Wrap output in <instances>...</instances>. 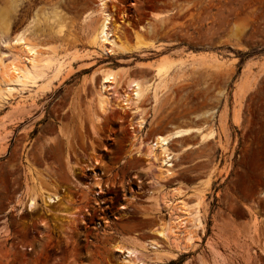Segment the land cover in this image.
Wrapping results in <instances>:
<instances>
[{"label": "rangeland", "instance_id": "rangeland-1", "mask_svg": "<svg viewBox=\"0 0 264 264\" xmlns=\"http://www.w3.org/2000/svg\"><path fill=\"white\" fill-rule=\"evenodd\" d=\"M95 9L96 0H0L7 60L25 49L30 68L32 43L37 63L51 56L35 81L0 80V264H126L116 247L132 239L147 264H264V0L112 1L129 48L112 53L84 34ZM137 36L165 46L136 48ZM162 58L172 66L160 78ZM105 68L124 72L102 87ZM132 79L151 88L131 109ZM180 127L216 134L173 138L174 172L159 175L163 154L148 147ZM34 175L61 199L21 207ZM182 200L200 201L198 229Z\"/></svg>", "mask_w": 264, "mask_h": 264}, {"label": "bare ground", "instance_id": "bare-ground-1", "mask_svg": "<svg viewBox=\"0 0 264 264\" xmlns=\"http://www.w3.org/2000/svg\"><path fill=\"white\" fill-rule=\"evenodd\" d=\"M112 1H115V0H96L95 14L97 16L93 17V19L96 17H97V19L90 20L91 19L90 18L91 13H88V15L83 20L85 23L88 21L85 29H83V30H84V34L89 35L92 42H94L95 44H98L101 48L108 49L110 52L113 50H118L117 52H119V51L124 52L125 50H127L128 47L126 44H124L125 42H122V38H121L122 25L118 22H115V18L113 16V13H112V11L109 10L110 2H112ZM154 15L156 17H160V16H163L164 14L155 12ZM83 27H84V25H83ZM23 39H24V35L21 33L17 34L15 37L12 38V40H17V41H20ZM143 40L144 39L137 36L136 41H134L135 47L136 48H142V47L152 46L156 50H161L165 46L162 43L153 44L152 42H147V41H145V40L143 41ZM2 42L7 43V40H2ZM37 47H38V44L32 43L28 46V49H27L28 51H26L28 54H32L31 55L32 56V58H31L32 63L30 64V68H28L27 65L23 64V59H24L23 55L25 54L24 53L25 49L17 50L16 51L17 53L15 52L16 55H14L15 57L13 56L14 59L13 60L9 59L10 61L7 60V52L1 51L0 52V80L2 78L3 80L9 79V80H18V81H23V82H29V81H35L36 78L40 77L41 69L44 66L49 67L51 65L50 59L48 60V58H51V56H49L48 58L46 57L45 58V60L47 59L46 61L44 60V58L42 56L39 59V63H37L38 61L36 62V60L38 58V54L35 55L36 53H38ZM27 53H26V55H27ZM42 61H44V62H42ZM41 63L43 64V66L42 67L40 66L41 67V69H40L39 65ZM61 64H63V63H61ZM153 65H154V68L156 70V74L160 78L161 77L163 78L168 74L169 69L172 66V63H169L165 59L162 58V59L158 60L157 62L153 63ZM62 68H63V66H61L58 71H61ZM119 69L105 68L104 70H102L103 78H104L103 82H102V87L105 86L104 82L110 81L111 83H113V82L117 81L118 75H120V71H121V73H122V71L124 72V69H121V70H119ZM42 73H43V71H42ZM129 82H130V84L133 83V85L136 86L135 87L136 89L134 88V90H135L134 93L126 94L124 101H125L126 106L128 108L132 109L138 105V102L141 99V97L143 96V94L151 88V84H147L146 86L145 85L142 86L141 83H139V81L137 82L134 79H132ZM158 85H156V87L154 89L155 94H157L156 91L158 90ZM96 97H97V103L99 105L98 108L100 110H102L103 112L106 111V109L108 107V98L103 93L102 89H101V91L100 90L97 91ZM137 108H135V111H138ZM143 121H144L143 118H139V120L137 122V124H138L137 126H142ZM195 131L200 133V141L212 139L216 134L214 129H207L205 127H180V128H177L168 134L156 136V138L153 140L152 144L149 145L148 149L153 150V149L159 148L161 150V153L163 154L162 159H161V163H160V168H159L161 173H158L159 175L163 173L166 176V175H170L174 172V168H175L174 161L177 158L179 152H176L170 148L169 144H170L171 140L175 137H182L185 135H189ZM191 147H192V145L188 144V145L183 147V150L189 149ZM149 153H150V151H149ZM147 155L150 156V158H152L150 154H147ZM153 157H155V155H153ZM156 159H159V158L156 157L155 161H156ZM151 161H150V164L152 163ZM151 165H153V163ZM30 172H31V170H30ZM35 175H37V174H35ZM35 175L31 176L32 178L34 177L32 179L33 185L31 184L29 187H27L28 190H27L26 195L24 197V201L19 203V205L21 207L26 206V207H28L29 210H34L35 208H37L39 206V201H38L39 199L43 200V203L46 205V207L49 206L50 204L54 203V202H58L61 199L60 195L55 194V193H51V192H49V189L48 190L45 189L46 187L45 188L43 187L44 184L41 183V181L39 182V179H40L39 174L37 175V176H39V179L35 178ZM42 182H45V181H43V179H42ZM180 193H182L181 189H175L174 195L180 194ZM181 202L183 204L182 208L185 211H187V213L190 216H192V219L195 220V226L198 229L202 225V220H201V217L199 214V208H198L200 201L197 200L194 203H190V202H187L185 200H182ZM171 228H173V226H171L170 222L169 223L168 222L167 223H161V226L158 229V233L161 236L166 237L167 235H169L168 232L171 230ZM197 229L189 232L187 242L185 244H183L181 242H177L173 246V249L177 252L180 249H183L186 246L191 245L196 240V236L198 235ZM150 244H152L155 247L157 246V243H155V242H150ZM116 249L119 250L122 261L126 264H147L146 259L148 258V254H146L147 253L146 246L140 244L139 242H137L133 239L128 240V242L123 243L120 246H117ZM168 253H171V252H168ZM155 254L158 258L159 257H165L164 254H162L160 252H156ZM172 254H174V253L172 252Z\"/></svg>", "mask_w": 264, "mask_h": 264}, {"label": "trees", "instance_id": "trees-1", "mask_svg": "<svg viewBox=\"0 0 264 264\" xmlns=\"http://www.w3.org/2000/svg\"><path fill=\"white\" fill-rule=\"evenodd\" d=\"M34 133H35V131H34Z\"/></svg>", "mask_w": 264, "mask_h": 264}]
</instances>
